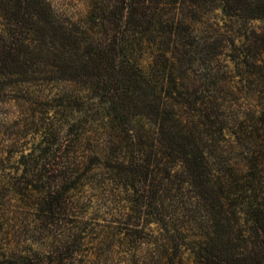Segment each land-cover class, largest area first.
<instances>
[{
	"label": "trees",
	"instance_id": "trees-1",
	"mask_svg": "<svg viewBox=\"0 0 264 264\" xmlns=\"http://www.w3.org/2000/svg\"><path fill=\"white\" fill-rule=\"evenodd\" d=\"M59 3L0 0V264H264V0Z\"/></svg>",
	"mask_w": 264,
	"mask_h": 264
},
{
	"label": "rangeland",
	"instance_id": "rangeland-1",
	"mask_svg": "<svg viewBox=\"0 0 264 264\" xmlns=\"http://www.w3.org/2000/svg\"><path fill=\"white\" fill-rule=\"evenodd\" d=\"M57 2L58 3L59 2L62 3V0H57ZM17 116H18V113L16 111V108L13 107V106H8L7 108H5V109L2 110V116H0V122H5L6 123L7 121H10L11 119L16 118ZM3 124L4 123H0V128L4 127ZM1 134H2V132L0 133V155L1 154H5V152H6V148L5 147L8 144L7 143V140H8L7 138H14V136H12V137H5L4 135H1ZM37 140H39L38 137L32 136L30 134H27L26 141L24 142V140H22V139L21 140H17L16 141V144H15L16 146H14V149L13 150H17L18 151L20 149V147L23 146L24 143H25V145L28 148H30L35 142H37ZM92 205H93L92 208H94L97 205V203H95V202L92 201L91 206ZM101 216H102V213H99V218ZM89 218H90L89 220H90L91 224L96 225V223H97L96 218L93 217V216H91ZM102 219H105V218L102 217L101 220Z\"/></svg>",
	"mask_w": 264,
	"mask_h": 264
}]
</instances>
